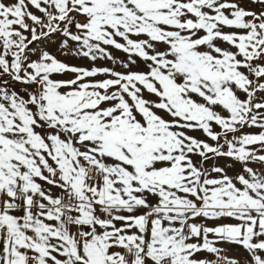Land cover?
Instances as JSON below:
<instances>
[{"label": "snow or ice", "instance_id": "obj_1", "mask_svg": "<svg viewBox=\"0 0 264 264\" xmlns=\"http://www.w3.org/2000/svg\"><path fill=\"white\" fill-rule=\"evenodd\" d=\"M0 264H264V0H0Z\"/></svg>", "mask_w": 264, "mask_h": 264}, {"label": "rangeland", "instance_id": "obj_2", "mask_svg": "<svg viewBox=\"0 0 264 264\" xmlns=\"http://www.w3.org/2000/svg\"><path fill=\"white\" fill-rule=\"evenodd\" d=\"M110 51H112V54L120 59H126V56L124 53L118 51V50H114V49H110ZM61 59H65L64 57H61ZM68 63L70 64H75V65H80V66H85V67H90L91 66V62L88 61L87 59H81V58H70L67 60ZM97 66H112L111 62L108 61H97ZM143 69V65H140L139 69L134 68V70H142ZM117 70H123L121 68H118ZM100 78V77H98ZM245 131H257L256 129H245ZM193 135H199V133H192ZM237 170L238 167H237ZM231 174V173H230ZM240 253L238 251L233 252V254H230V256H236L239 255Z\"/></svg>", "mask_w": 264, "mask_h": 264}, {"label": "crops", "instance_id": "obj_3", "mask_svg": "<svg viewBox=\"0 0 264 264\" xmlns=\"http://www.w3.org/2000/svg\"><path fill=\"white\" fill-rule=\"evenodd\" d=\"M237 250H231L228 252V255L233 254V252H236Z\"/></svg>", "mask_w": 264, "mask_h": 264}]
</instances>
